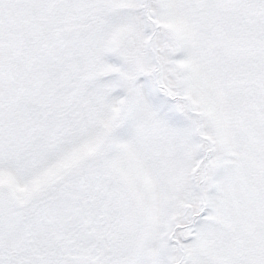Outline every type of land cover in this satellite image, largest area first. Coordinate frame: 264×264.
Returning <instances> with one entry per match:
<instances>
[{
  "label": "snow or ice",
  "instance_id": "obj_1",
  "mask_svg": "<svg viewBox=\"0 0 264 264\" xmlns=\"http://www.w3.org/2000/svg\"><path fill=\"white\" fill-rule=\"evenodd\" d=\"M0 264H264V0H0Z\"/></svg>",
  "mask_w": 264,
  "mask_h": 264
}]
</instances>
